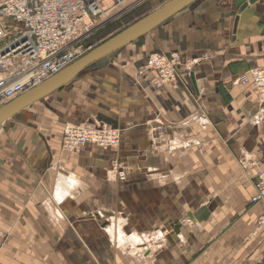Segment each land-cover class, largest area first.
Returning a JSON list of instances; mask_svg holds the SVG:
<instances>
[{"label":"crops","instance_id":"crops-1","mask_svg":"<svg viewBox=\"0 0 264 264\" xmlns=\"http://www.w3.org/2000/svg\"><path fill=\"white\" fill-rule=\"evenodd\" d=\"M247 1H195L0 125V264H264V124L237 82L264 66V0ZM153 53L180 55L182 83L155 88ZM67 122L120 145L66 152ZM105 214L104 248L85 224Z\"/></svg>","mask_w":264,"mask_h":264},{"label":"built area","instance_id":"built-area-1","mask_svg":"<svg viewBox=\"0 0 264 264\" xmlns=\"http://www.w3.org/2000/svg\"><path fill=\"white\" fill-rule=\"evenodd\" d=\"M147 0H0V106L38 86L83 55V44L109 20L111 11L122 13ZM180 55L153 53L144 71H154L156 89L182 83ZM252 85L258 108L249 124H264V66L251 67L237 78ZM120 143V131L108 124L66 123L61 148L77 153L86 146L106 150ZM251 204H259L257 227L264 230V172L255 173ZM5 235L0 229V251Z\"/></svg>","mask_w":264,"mask_h":264},{"label":"water","instance_id":"water-1","mask_svg":"<svg viewBox=\"0 0 264 264\" xmlns=\"http://www.w3.org/2000/svg\"><path fill=\"white\" fill-rule=\"evenodd\" d=\"M195 1L197 0H169L160 8L152 11L131 26L119 31L115 36L94 47L38 86L0 106V125L20 111L62 89L89 66L104 60V58L117 53L119 49L147 36L149 32L176 16L177 13L190 7ZM256 1L258 0H248L241 6V9L246 8L249 3L253 4ZM190 77L194 83L193 73L190 74Z\"/></svg>","mask_w":264,"mask_h":264},{"label":"rangeland","instance_id":"rangeland-1","mask_svg":"<svg viewBox=\"0 0 264 264\" xmlns=\"http://www.w3.org/2000/svg\"><path fill=\"white\" fill-rule=\"evenodd\" d=\"M169 0H147L146 3L141 4L138 7H134L131 10H127L125 12L117 11L119 10V7L117 9H114V12H116L115 15L111 16L109 20L101 27L100 29L96 30L89 38L88 40L83 44L82 52L83 55L92 50L94 47L102 44L104 41L110 39L111 37L115 36L118 34L119 31H122L123 29L131 26L133 23L137 22L139 19L145 17L147 14L151 13L152 11L160 8L163 4L168 2ZM69 88L68 86L65 87V89ZM58 93V91H57ZM41 102H46L45 99L40 100ZM4 105V104H3ZM67 123H73V122H67ZM75 124V123H73ZM121 139V137H120ZM120 145V143H119ZM118 145V146H119ZM117 146V147H118ZM116 147V148H117ZM115 149V148H113ZM259 217V216H258ZM257 217V218H258ZM135 217L130 218V224L135 226ZM257 220V219H256ZM106 214L102 219H97L96 218V223H86V229H92V226L94 225L96 232H101L100 233V238H96V243H100L101 247H108V241L110 240L107 239L106 236L103 235L102 229L106 227ZM257 223V222H256ZM90 225L91 227H89ZM89 227V228H88ZM108 227V226H107ZM106 227V228H107ZM105 228V229H106ZM127 233L132 231L131 228H126L125 230ZM145 234H150L151 233H145ZM136 235V234H134ZM137 236V235H136ZM165 236V235H164ZM141 238L140 236H137ZM167 238V236H165ZM117 239V238H116ZM116 239H113L116 241ZM145 240V239H144ZM119 243V242H118ZM152 244V242H150ZM143 247V246H142Z\"/></svg>","mask_w":264,"mask_h":264},{"label":"bare ground","instance_id":"bare-ground-1","mask_svg":"<svg viewBox=\"0 0 264 264\" xmlns=\"http://www.w3.org/2000/svg\"><path fill=\"white\" fill-rule=\"evenodd\" d=\"M115 14H116V12H114V9H113V10L111 11V15H110V17L113 16V15H115ZM114 233H115V232H114ZM120 233H121V232H120ZM111 234H112V233H111ZM117 235H118V234H117ZM111 236H112V235H111ZM127 236H128V235H127ZM130 236H131V235H130ZM130 236H129V237H130ZM132 237H133V236H132ZM136 238H137V237H136ZM124 239H125V238H124ZM126 240H128V239H126ZM129 240H130V239H129ZM129 240H128V241H129ZM131 240H132V239H131ZM138 240H139V239H138ZM141 240H142V239H141ZM133 241H134V240H133ZM125 244H126V242H125ZM132 244H133V243H132Z\"/></svg>","mask_w":264,"mask_h":264},{"label":"trees","instance_id":"trees-1","mask_svg":"<svg viewBox=\"0 0 264 264\" xmlns=\"http://www.w3.org/2000/svg\"><path fill=\"white\" fill-rule=\"evenodd\" d=\"M142 39V38H141Z\"/></svg>","mask_w":264,"mask_h":264}]
</instances>
